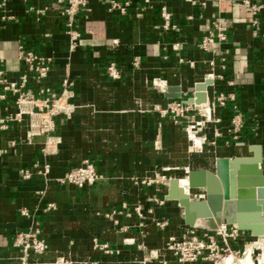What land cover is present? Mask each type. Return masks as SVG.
Returning <instances> with one entry per match:
<instances>
[{
    "label": "crops",
    "instance_id": "crops-1",
    "mask_svg": "<svg viewBox=\"0 0 264 264\" xmlns=\"http://www.w3.org/2000/svg\"><path fill=\"white\" fill-rule=\"evenodd\" d=\"M108 2L90 0V11L79 16L82 39L75 52L69 49L57 0H14L8 9L15 19L0 23V70L7 78L19 80L23 74L20 47L25 46L53 58L42 82L43 97L59 95L65 79L72 82L68 87L73 92L69 100L73 110L56 120L52 144H47L46 136L28 142L26 120L0 130V264H20L13 246L16 234L33 227L42 230L48 245L42 264H55L58 257L70 264L90 260L136 264L147 260L150 250L161 249L170 234L182 233L186 224L178 202L159 204L155 199L165 198L169 181L163 190L160 183L135 180L158 176L162 150L172 160L185 162V176L189 166L215 167L199 166L203 156L190 150L192 126H186V134L184 120L161 112L173 101L192 97L197 83L212 79L206 63L209 55L200 44L215 19L228 28L224 46L231 50L225 78L215 83L225 93L234 92L236 100L220 110L223 136L216 138L218 147L210 151L215 163L218 157L250 156L255 145L262 147L264 156V39L253 36L250 9L233 0H130L128 14L122 16L108 12ZM252 2L264 4V0ZM163 4L173 16L171 29L162 26ZM47 5L46 14L38 13ZM260 20L263 32L264 10ZM112 63L119 69L118 79L108 73ZM159 79L181 87L182 97H166L155 84ZM27 89L39 91L31 78ZM0 93L5 94L0 118L13 116L17 95ZM198 105L203 112L208 108ZM236 114L243 118L240 141L228 132ZM13 139L18 140L16 146L11 145ZM85 159L92 160L99 172L95 185L80 189L55 181ZM46 168L51 179L44 175ZM191 196L202 198L203 191L195 189ZM113 210L117 213L107 217ZM163 220L170 224L164 230L159 226ZM95 238L108 243L115 254L96 250ZM167 259L173 264L169 253ZM147 262L158 264L151 258Z\"/></svg>",
    "mask_w": 264,
    "mask_h": 264
},
{
    "label": "built area",
    "instance_id": "built-area-1",
    "mask_svg": "<svg viewBox=\"0 0 264 264\" xmlns=\"http://www.w3.org/2000/svg\"><path fill=\"white\" fill-rule=\"evenodd\" d=\"M13 1L0 0V23L15 19V16L8 9ZM57 2L58 14L65 19L64 31L69 36V49L71 52H75L79 48L82 39V32L77 27L79 16L90 11V0H57ZM233 2L250 9L253 15V36L264 39V31L261 30L260 20L264 4L254 3L252 0H233ZM130 5V0H109L108 12H117L125 16L128 14ZM49 6L47 5L44 9L38 10V13L46 14ZM160 10L163 20L162 26L165 29L173 28V16L167 5L163 4ZM138 16H141V13ZM227 31L228 28L219 19L210 21L207 26V33L200 44L201 49L209 55L206 63L210 68L209 78L213 80V84L210 86L213 95L210 96L209 94L208 98V114H205L198 104L187 103V99L173 101L167 108L161 109L162 114L170 112L175 115L176 120H184V127L185 125L192 126L194 133L204 139V144L212 145L215 148L218 147L216 138L223 136L221 129L223 119L220 110L227 108L229 102L236 100L234 92L225 93L215 83L216 79L223 80L225 78L229 68L228 56L231 50L224 46L228 40ZM20 59L24 62L25 68L19 80L7 78L4 72L0 70V90L17 95L16 105L18 109L13 116L0 118V130H7L10 122H23L26 120L28 124L26 139L28 142H32L36 136H46L47 144H52L55 138L53 133L56 130V120L63 114L68 116V112L73 110V105L69 102L73 97V92L68 87L72 82L69 83L67 79L63 80L62 91L59 95L52 94L43 97L45 90L42 82L51 70L50 64L53 58L42 56L33 49L21 46ZM138 63L137 58L134 64L138 65ZM108 73L114 79L120 78V72L115 63L110 64ZM30 78L38 85V93L27 89ZM3 98H5V94L0 93V99ZM243 126L242 115H234L228 129L233 140H241ZM209 137L212 140H209ZM17 143V139L11 141L12 146H16ZM48 150H46V153H49ZM261 166L264 169V162ZM49 173L50 169L46 168L44 175L47 179H51ZM29 175L28 172L25 176L28 177ZM165 179V176L162 180H139L136 178L135 182L160 183L161 186L163 184V190H166ZM99 180V172L95 163L90 159H85L81 164L70 167L55 179L59 184L71 185L80 189L93 186ZM203 198H205L204 191ZM155 199L159 204L166 202L164 198ZM123 206L126 207V204ZM51 207L54 208V205H51ZM140 210L141 207L137 206L136 211L140 212ZM116 213L117 210H113L107 213L106 216L111 218ZM22 214L29 216V212L26 210H23ZM169 225L168 220H163L159 224L163 230ZM258 239L248 235L247 231L241 230L236 225H224V227L215 231L186 225L180 235L170 234L161 249L150 250L149 258L158 260V264H171L170 260L167 259L169 253L173 258V264H240L239 257L245 254L247 245L257 242ZM13 246L19 252L20 264H42L41 260L48 252L47 242L42 236V230L38 227L18 231ZM93 246L96 250L103 251L104 254H115L108 243H100L96 238L93 240ZM116 253H119V251ZM258 254L253 253V259ZM230 257L231 260H229ZM148 259L138 261L136 264H148ZM256 260V264H264V259L257 257ZM55 264H70V262L63 257H58ZM85 264H100V261L90 260Z\"/></svg>",
    "mask_w": 264,
    "mask_h": 264
},
{
    "label": "water",
    "instance_id": "water-1",
    "mask_svg": "<svg viewBox=\"0 0 264 264\" xmlns=\"http://www.w3.org/2000/svg\"><path fill=\"white\" fill-rule=\"evenodd\" d=\"M155 84L168 98L182 97L179 86H168L160 79ZM212 84V79L197 83L194 95L186 102H208V88ZM251 151L250 156L218 157L213 170H191L189 187L204 191L203 199H191L180 187L178 179L170 181L165 199L179 201L186 225L210 231L218 230L222 224L236 225L253 237L264 236V197L259 195V189L264 187L261 167L264 156L259 145L251 146Z\"/></svg>",
    "mask_w": 264,
    "mask_h": 264
},
{
    "label": "bare ground",
    "instance_id": "bare-ground-1",
    "mask_svg": "<svg viewBox=\"0 0 264 264\" xmlns=\"http://www.w3.org/2000/svg\"><path fill=\"white\" fill-rule=\"evenodd\" d=\"M205 104H207V106H208V102H206ZM207 110H208V108L205 106L204 107V111L206 112V113L204 112L205 114H208ZM186 126H188V125H185V130L187 132ZM190 137H191V140H192L191 146H190V150L192 152H194V153H197V154L203 156L202 157L203 158V160H202L203 163L199 164V166H203V165L206 166L207 165L209 167H214V164H215V154H214V152L213 151H207V152L204 151L203 143H202L204 140L201 141L200 137L197 136L194 133L193 128H191V130H190ZM190 167L191 166H189L188 169L191 171ZM190 171H189V173H190ZM189 173H188L187 176H184V177H181V178H176V179L179 180L180 187L183 189L184 193L187 194L191 198V194H190L191 192L190 191L191 190H195V189H192V188L189 187ZM171 178H169V180L167 178L165 179V181L166 180L169 181V185H170V181L172 179H174V178H172V179ZM167 192H166V194H167ZM259 195L261 197H264V187L259 189ZM191 199H193V198H191ZM199 199H203V197L199 198ZM193 200H197V199H193ZM166 201H175V202H178V204H179V201H177V200H166ZM181 212H182V215H183V209L182 208H181ZM222 227H224V224L221 225V228ZM257 238H259L257 240V242H252L251 244L247 245L245 254L239 257L240 264H256L254 262L252 254L253 253H257V249H259V253H261V258L260 259H264V252L262 250L264 248V245H263L264 244L263 243L264 242V236H257ZM229 260H231V257H230Z\"/></svg>",
    "mask_w": 264,
    "mask_h": 264
},
{
    "label": "rangeland",
    "instance_id": "rangeland-1",
    "mask_svg": "<svg viewBox=\"0 0 264 264\" xmlns=\"http://www.w3.org/2000/svg\"><path fill=\"white\" fill-rule=\"evenodd\" d=\"M186 134H188V132H186ZM170 143L171 142H169L168 145H170ZM203 149H204V151L207 152V151H210V150H213V149H216V148L214 146H212V145L204 144ZM183 163H185V162L184 161L178 162V161L172 160L162 150L161 162L159 164V172L160 173L154 179H156V180H162L163 176H165L169 180V178L174 177V176H177V177L185 176L186 173H187V170H186L187 166L183 165ZM198 168L193 167L192 169H198ZM168 180L165 181V184H167ZM162 186H163V184H162ZM191 191H193V190H191ZM164 195H166V193ZM192 196H191V198H192ZM262 250L264 252V248ZM257 253H259V249H257ZM257 257L258 258H261V254L259 253L257 255ZM256 258L254 259L255 260V263H257Z\"/></svg>",
    "mask_w": 264,
    "mask_h": 264
}]
</instances>
